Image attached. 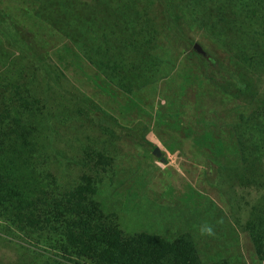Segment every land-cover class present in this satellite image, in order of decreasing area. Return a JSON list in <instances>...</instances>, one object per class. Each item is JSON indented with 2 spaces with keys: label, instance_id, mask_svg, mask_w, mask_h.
Listing matches in <instances>:
<instances>
[{
  "label": "rangeland",
  "instance_id": "374dc122",
  "mask_svg": "<svg viewBox=\"0 0 264 264\" xmlns=\"http://www.w3.org/2000/svg\"><path fill=\"white\" fill-rule=\"evenodd\" d=\"M77 1L92 5L91 0ZM132 7L146 16L143 22L156 35L152 53L161 50L163 59L139 93L128 96L106 82L104 85L97 80L103 76L85 60L67 68L66 62L57 61L63 47L71 46L58 23L63 19L59 0L48 4L0 0V62H15L20 53L16 44L30 43L63 71L62 80L70 93L77 89L84 105L124 129L107 145L108 138L90 132L88 122L85 126L71 123L58 132L55 149L59 154L54 156L67 158L64 168L56 167V174L72 184L82 169L77 152L81 143L85 145L90 138L97 141L98 149L107 150L112 162L101 177L97 198L107 213L118 216L122 230L166 240L189 235L203 264H261L241 225L247 216L246 204L259 199L262 191L231 181L238 179L237 172L222 175L221 170L239 168L231 147L233 128L242 114L251 111L256 93L257 100L264 101V75L239 65L236 71L241 74L236 75L243 86L228 79L222 88L202 75L193 44L215 60L219 70L235 69L226 39L222 42L233 30L221 28L215 5L204 0H136ZM126 30L129 40L133 29L127 25ZM5 33L14 41L7 40ZM181 63L187 68L184 73L177 70ZM205 133L224 143L223 156L216 158L206 147L195 145L194 139ZM154 149L160 151V157L153 154ZM38 236L0 233V264H72L56 252L54 243Z\"/></svg>",
  "mask_w": 264,
  "mask_h": 264
},
{
  "label": "trees",
  "instance_id": "16d2710c",
  "mask_svg": "<svg viewBox=\"0 0 264 264\" xmlns=\"http://www.w3.org/2000/svg\"><path fill=\"white\" fill-rule=\"evenodd\" d=\"M39 1L48 4L52 0ZM59 1L63 19L58 23L71 46L63 47L57 61L66 62L67 68L85 60L103 76L94 74L98 81L128 96L151 82L163 59L161 50L152 53L156 35L151 33L150 24L143 22L144 13L132 7L136 0H91L88 7L77 0ZM204 1L218 8L221 28L233 30L222 42L226 39L235 67L221 71L207 53L201 56L193 50L205 79L217 88L227 86L228 79L242 87L236 75L241 74L236 71L239 65L264 75V0ZM127 25L133 29L129 40ZM5 37L14 41L6 33ZM16 45L20 53L15 62H0V233L39 235L54 243L56 252L72 264H203L189 235L166 240L147 233H128L115 213L104 210L97 196L101 177L112 161L105 148L98 149L96 140L87 138L86 144L77 148L82 169L75 182L67 184L56 174V167L64 168L67 159L54 157L59 154L55 144L61 129L88 122L90 132L108 138L107 145H112L124 129L115 125L114 119L84 105L77 89L70 93L62 80L63 71L34 46L26 41ZM186 69L183 63L177 67L178 72ZM258 94L251 111L242 114L233 128L231 147L239 168L221 173L237 172L238 179L231 181L262 191L259 199L246 204L247 216L241 228L264 264V101L257 100ZM194 143L206 147L216 158L225 154L224 143L211 133L196 137Z\"/></svg>",
  "mask_w": 264,
  "mask_h": 264
},
{
  "label": "water",
  "instance_id": "95a60500",
  "mask_svg": "<svg viewBox=\"0 0 264 264\" xmlns=\"http://www.w3.org/2000/svg\"><path fill=\"white\" fill-rule=\"evenodd\" d=\"M192 48L199 55L206 56V53L203 51V49L198 44H193ZM153 154L156 155L157 157H160V151L158 149H154Z\"/></svg>",
  "mask_w": 264,
  "mask_h": 264
}]
</instances>
